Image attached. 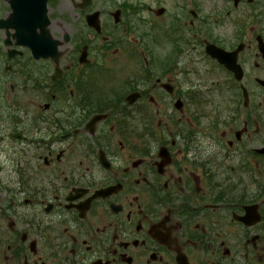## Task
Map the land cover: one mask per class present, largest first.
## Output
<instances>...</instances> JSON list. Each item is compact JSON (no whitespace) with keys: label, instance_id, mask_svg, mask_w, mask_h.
<instances>
[{"label":"flooded vegetation","instance_id":"1","mask_svg":"<svg viewBox=\"0 0 264 264\" xmlns=\"http://www.w3.org/2000/svg\"><path fill=\"white\" fill-rule=\"evenodd\" d=\"M104 1L0 0V264H264V0Z\"/></svg>","mask_w":264,"mask_h":264},{"label":"water","instance_id":"2","mask_svg":"<svg viewBox=\"0 0 264 264\" xmlns=\"http://www.w3.org/2000/svg\"><path fill=\"white\" fill-rule=\"evenodd\" d=\"M17 1L20 3H23L25 5L36 4L37 2L42 1L43 4L45 5L47 0H17ZM89 4H90V0H84V3L82 4V6L84 7V6L89 5ZM20 11L22 12L23 10H20ZM91 17H92V20L90 19V21H92V22L95 21L96 24L94 26L96 28H98V26H99L98 13H96L95 15H92ZM35 26L36 25L34 24V22H30L28 24V26L26 27L28 32L24 36L26 39L23 40L21 43L30 47L35 55L36 54L45 55L42 51L43 50V47H42L43 41L37 40L36 38H34L32 32L29 30V28H34ZM46 41L49 42L50 45L53 44L54 48H56V46L58 44L57 42H55L49 38H47ZM210 51H211L210 52L211 57H214L216 60H218V62H220L221 64H224L225 67L228 68L229 65H228L227 52L222 51L215 46H212Z\"/></svg>","mask_w":264,"mask_h":264},{"label":"rangeland","instance_id":"3","mask_svg":"<svg viewBox=\"0 0 264 264\" xmlns=\"http://www.w3.org/2000/svg\"><path fill=\"white\" fill-rule=\"evenodd\" d=\"M98 1H99V5H101V6H102V5H107V6H108V3L105 4L106 1H104V0H98ZM109 9H110V8L107 7V8H106V11L109 10ZM134 35H135V34H134ZM135 38H136V37H135ZM136 39H137V38H136ZM219 91H220V93H221L220 96H221V97H223V96L225 97V95H227V93L229 92V89H228V88H224V89L220 88Z\"/></svg>","mask_w":264,"mask_h":264}]
</instances>
